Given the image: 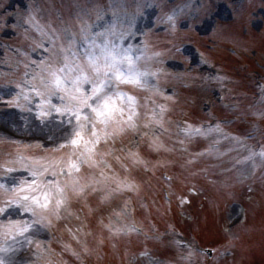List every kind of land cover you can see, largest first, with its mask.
I'll use <instances>...</instances> for the list:
<instances>
[{"label": "snow or ice", "instance_id": "snow-or-ice-1", "mask_svg": "<svg viewBox=\"0 0 264 264\" xmlns=\"http://www.w3.org/2000/svg\"><path fill=\"white\" fill-rule=\"evenodd\" d=\"M72 4L75 11L65 16L54 13L52 5L45 6V0H30L22 20L40 39L31 51L38 48L41 55L32 58L16 49L21 57L15 64L18 77L0 86V104L15 109L20 120L19 124L11 118L7 124L0 121V131L16 145L0 158V264H67L56 258L62 253H55L48 233L62 222L80 220V212L89 220L94 212L92 197L98 205L112 208L107 223L104 217L98 220L108 240L143 234L134 223L125 222L134 212L129 202L143 191L140 173L151 174L168 162L148 159L140 151L141 140L148 153H167L177 150L175 143L211 139V148L196 153V158L215 152L221 139L244 144L223 132L220 123L185 122L175 134L182 138L172 147L160 139L168 131V102H174L160 85L162 76L170 75L159 66L165 53L149 54L146 39L136 42L138 33L150 34L151 29L141 31L138 21L145 8L160 7L158 0H107L106 4L72 0ZM207 15L208 4L192 8L186 3L158 17L157 25H168L175 34L184 20L194 25ZM245 150L247 156L235 164L250 165L251 176L258 167L264 168V148ZM65 231L78 248L64 242L62 252L77 259L92 253L88 224L74 228L66 224ZM102 233L96 238L97 247L105 243ZM174 243L181 249L180 259L189 262L192 242L185 244L178 236ZM148 264L158 262L149 259Z\"/></svg>", "mask_w": 264, "mask_h": 264}, {"label": "rangeland", "instance_id": "rangeland-1", "mask_svg": "<svg viewBox=\"0 0 264 264\" xmlns=\"http://www.w3.org/2000/svg\"><path fill=\"white\" fill-rule=\"evenodd\" d=\"M4 1V0H1ZM8 0H5L4 2H7ZM50 1V0H49ZM54 1L55 5H60L62 0H52ZM82 1V0H81ZM48 3V2H47ZM190 4L192 8H194V4L192 0H187L184 4ZM66 10L68 12L75 11L72 0L71 4L65 3L63 6V10ZM255 9V8H254ZM250 9H246L245 16L248 15V12ZM62 12V11H61ZM227 12V11H226ZM17 13V12H16ZM150 14V11L145 8V15L140 18L139 21H144ZM255 19V26L251 25L253 28V34L257 33L256 37H259L260 40H250V42L246 45V47L238 46L235 44V47L237 46L240 49V52H244V55H242V59H245L248 57V52H251L250 55L253 54L254 60H259L261 58L264 59V10L263 7L258 9L256 12L254 11V18ZM203 22V19H201ZM189 21L184 20L180 25L181 27L187 26ZM202 22L195 23L194 25H191L189 27L188 31H184L185 33L193 31L197 32V29L199 32H207L212 27V21H209L207 26L204 24L202 25ZM141 26H148L146 24L138 23ZM18 26L20 24H17ZM197 26V27H196ZM205 29H202V28ZM163 28L168 29V25H165L163 23L159 24L155 29L157 30H163ZM187 29V28H186ZM255 29V30H254ZM258 31H261V33H258ZM27 34H25V37L19 38L17 42H14L10 39V41H5V49L1 53L0 56V86L9 83L11 80H14L18 77V74L15 73V64L16 61L19 60L21 57L17 55L16 49H20L22 51H27L31 54L32 58H37V56L40 53V50L37 48L36 52H32L31 49L33 47H36L37 44L40 43V39L37 36V34L29 28L28 31H26ZM253 37V36H252ZM35 40V43L33 41ZM10 42L11 45L8 43ZM15 43L17 46H15L13 43ZM256 42L258 45H256ZM258 46V47H257ZM236 47V48H237ZM262 53V55H261ZM39 57V56H38ZM229 59V58H228ZM187 62L183 60V58L179 57L175 54H170L167 60H164L160 67L163 68L164 72L169 73L166 78L162 76L160 83L161 88L165 91L166 95H171L174 98L173 104H177V106L181 107L180 110L186 111V109L190 108L191 111H194L198 106L202 107L201 101L203 99H210L214 103L215 101V90H224V85L220 87H208L207 94L203 96L201 93L204 88L199 86L201 83V79L204 78L207 81H210V76L207 73L197 74V71H194L192 74L186 73L185 76L180 77L175 73V70H179L182 68L183 65H186ZM207 75V76H205ZM200 79V80H199ZM189 85L192 86V89L189 88ZM235 93V96L241 97V103H244L247 101L246 99H242L243 97L246 98L247 93L244 92H238L239 89L235 88V86L232 87ZM187 89H190L191 91L195 92V94L188 95L186 92ZM202 90V91H201ZM237 91V92H236ZM199 94V96H198ZM194 99L192 103L185 104V105H179L181 101H185L186 98ZM226 99L230 102H232V98H229V96L226 94ZM239 99V98H237ZM240 100H238L239 102ZM160 101H158L159 103ZM264 104V102H263ZM174 105V106H175ZM173 106V107H174ZM188 107V108H187ZM176 108V106L174 107ZM260 108V107H259ZM189 110V109H188ZM189 110V111H190ZM221 109H219V106L215 109L216 114H220ZM264 112V108L262 110ZM179 114V113H178ZM176 116H179V115ZM198 114V113H197ZM200 115V113L198 114ZM258 116L260 113H258ZM194 119H197L198 116L196 114H193ZM215 116L207 115L205 116L206 120L208 122L214 121ZM264 117V116H263ZM8 118H11L12 120H15L17 124L20 123L19 120V114L16 112L15 109L11 108H5L4 105L0 104V121L5 122V124L8 123ZM262 117H258L257 119H261ZM204 122V121H203ZM201 122V123H203ZM243 125V124H242ZM244 126V125H243ZM165 127L167 128V132L163 133L160 137V139L169 147L173 146L174 141L177 140V135H175L176 130V118H172L171 122H167L165 124ZM238 127V126H237ZM259 129L251 130L250 134L252 137L256 135ZM244 135L241 140L244 141L243 145H239L234 140H223L221 139L220 143L216 145V151L212 152L209 155H205L202 157H195L196 153L200 152H206L209 150L212 146V140L211 139H204L201 138L200 140H196V142H185L183 146H181L179 143H175L174 147L177 149L173 152H160V153H148L146 151L145 141L141 140V149L140 151L147 156L148 159L152 160L154 163L156 161H167V166L165 167H156L155 170L152 171L151 174H146L144 172L140 173V178L144 181L143 185V191L140 193L139 196H135V200H130L131 204L134 205L136 203L137 210L141 214L140 217H142V220L145 222L143 224L147 225L149 222H156V220L164 221L165 218H167V214H170L172 212L173 214L179 215V218L181 220L182 224H186L188 228L190 227L192 230L190 232H194V229L198 231L199 238L197 240H194L189 238L192 242V250L198 251V246L202 245L203 243L209 242L208 238L214 239L216 236V240H214L211 244L208 245V247L214 249V254L211 257L207 263L209 264H243V261L249 260V264H264V245H261V249L257 246V250L260 253L255 254V256H252L250 260V250L242 251L243 248H241L240 243L238 244L236 242V237L239 238V236L243 233L245 230L244 226H239V223L244 220V223L246 221L251 222L253 217L246 218V212L254 209L256 206L254 199L257 197L255 196L253 198V194L262 191L264 192V168H257L253 174H257L256 178H254L252 181H250L249 184H244V176H242L241 171L244 169L247 165L244 164H235L237 160L243 159L245 156H247V151L245 150L246 147L254 148L253 143L257 145V142L251 140L248 135ZM176 136V137H175ZM235 136V135H230ZM236 137V136H235ZM20 139L21 137H17ZM42 139V137H38ZM256 140V139H255ZM218 146V147H217ZM118 147V145H117ZM181 147L186 148V151L180 150ZM257 151L259 149H256ZM235 151L242 152L241 155H237ZM9 152L2 151L0 152V158H3L4 154ZM244 156V157H243ZM185 159V161L183 160ZM192 159V163H195L197 165H190L192 163H189L188 161ZM183 161V162H182ZM171 162V163H170ZM184 164H182V163ZM186 166L189 170L190 177L191 178H202L207 177L214 179L209 185H202L201 187L194 186V187H186L182 188L174 186L173 193L177 197V208H174L173 204L165 203V205H162L158 202V200L162 199L161 194L155 192V189L150 186L151 180L157 179L160 177V170L161 168H168L173 166L174 169H181L179 167ZM235 165V166H233ZM247 171V170H246ZM252 173V172H251ZM180 177H183L180 173H178ZM247 174V175H246ZM244 174L247 178H249L250 173L247 172ZM155 176V177H154ZM186 178V176L183 177V180ZM227 178V179H226ZM180 179V178H179ZM186 181V180H185ZM184 181V182H185ZM181 182V180L179 181ZM238 187V191L235 192V188ZM172 189V188H171ZM190 192V193H189ZM231 194L235 195L237 193L236 198H231L230 202L228 204H224L226 200V196L224 194ZM225 198L223 199V197ZM264 194V193H263ZM186 195L189 197V202L185 204L184 198ZM228 195V194H227ZM233 195V196H234ZM229 196V195H228ZM158 197V199H157ZM253 198V199H252ZM251 201L250 204L248 201ZM130 202L128 207L130 208ZM219 202V207H218ZM120 202L117 201V204ZM248 203V204H247ZM90 204L92 205V208L94 210L93 214L90 215L89 220L85 221L84 212H80V220L72 219L68 222H62L60 225H57L56 227L52 228L48 233V239L55 238L58 241V244L61 246L62 242L71 241L75 244V248H78L76 243L72 240L71 235L65 231V226L69 227H77L81 225V223H86L89 225L93 232V236L88 237V242L90 247L93 249V255L95 260L98 262V264L102 263L104 264L105 261L102 259V247H97L96 245V238L100 236L102 233V229L98 226V220L101 217H104V223H107V217L112 210V208L109 207H103L98 205L97 198L92 197L90 199ZM113 208L116 207V205L112 206ZM191 208V209H190ZM78 209V206H74V211ZM118 210V209H117ZM167 214H166V212ZM196 213V214H195ZM253 213V212H252ZM171 215V214H170ZM178 217V216H177ZM192 217L194 218L192 220ZM153 220V221H151ZM127 223L131 222V216L126 218ZM202 222V223H199ZM133 223V221L131 222ZM142 224V223H141ZM142 224V225H143ZM154 224V223H152ZM140 225V224H138ZM208 225L214 226V230H212V234L208 230ZM231 227V229H230ZM194 228V229H193ZM204 228H207L206 230H202ZM227 228V232H222V229ZM215 232V233H214ZM231 232L229 235L226 233ZM133 233V232H132ZM189 233V232H188ZM103 236L105 237V245H109L110 253L109 255L111 259H113L114 263L117 264H148L149 259H154L158 262V264H205L204 261L206 259L208 260L209 257L207 255L198 254L195 256L194 254L191 257V260L189 262L182 261L180 259L181 249L178 248V246L173 242L172 239L178 237V233L175 230H170L166 233H163L161 235V238L168 242L165 246L156 249L155 252L148 253L147 248H144L142 250L136 251L135 254L132 255V251L130 250L132 246L129 245V239L128 237L121 236L119 239L115 241H110L107 239L108 233L104 231ZM152 237L153 235H156V233H151ZM190 234V233H189ZM188 235V234H187ZM184 239V238H183ZM190 240H186L187 242ZM117 241V244H116ZM159 241V240H157ZM69 242L70 244H72ZM113 244L117 246L116 248L113 247ZM73 246V244H72ZM238 247V250L237 248ZM189 249H183V254L187 255ZM248 251V252H246ZM263 251V252H262ZM147 252L148 255H144V253ZM199 253V252H197ZM27 255V254H26ZM118 256L119 259L116 261V257ZM135 256V257H134ZM121 258V259H120ZM230 261L229 259H232ZM235 260V261H234ZM247 264V262H246Z\"/></svg>", "mask_w": 264, "mask_h": 264}]
</instances>
